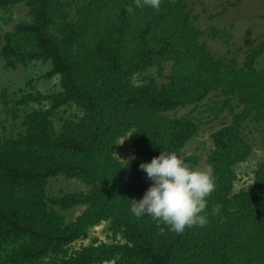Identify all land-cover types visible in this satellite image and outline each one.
<instances>
[{"label":"trees","instance_id":"obj_1","mask_svg":"<svg viewBox=\"0 0 264 264\" xmlns=\"http://www.w3.org/2000/svg\"><path fill=\"white\" fill-rule=\"evenodd\" d=\"M19 3L25 16L0 35L4 66L49 62L42 77L57 76L60 89L0 92L13 120L0 128V264H264V161L252 184L235 188V167L253 151L246 131L264 140V40L245 41L241 61L215 52L207 38L228 45L231 34L199 28L187 0L158 10L135 0H0V21ZM205 126L214 127L215 183L206 225L176 234L132 215L130 200L152 183L139 165L179 155ZM121 138L135 151L128 178L115 154ZM184 161L198 169L200 157ZM59 176L87 190L53 195ZM79 206L66 221L62 211ZM102 222L111 241L75 248Z\"/></svg>","mask_w":264,"mask_h":264},{"label":"rangeland","instance_id":"obj_2","mask_svg":"<svg viewBox=\"0 0 264 264\" xmlns=\"http://www.w3.org/2000/svg\"><path fill=\"white\" fill-rule=\"evenodd\" d=\"M194 15H197L196 25L201 29H211L212 27L218 29H226L230 34L231 41L226 45L224 39L211 37L207 38L212 49L217 53H225L227 51L236 52L238 59L241 61L244 56L245 41H261L264 40V0H187ZM28 8L24 3L15 5L12 9L14 16L13 20L6 24L0 21V35L10 29L16 22L21 20ZM224 10V11H223ZM223 11V12H222ZM263 63V59L261 60ZM50 68V63L34 62L28 67L19 66L16 69H8L4 66V60L0 57V92L4 87H7L10 98H17L19 89L25 91L39 90L41 92L58 91L59 80L55 76L47 79L42 77ZM31 81V85L28 84ZM49 102L42 104L43 107H48ZM33 107L38 108V104ZM190 108L184 109L181 113L189 111ZM73 109L68 110V114L72 113ZM22 113V112H21ZM21 120H17L19 124ZM3 122L5 130L0 124L2 132H9L13 120L11 116L5 119L3 113V104L0 98V123ZM218 122V121H217ZM217 122H213V126H217ZM16 123V122H15ZM205 126L204 130L200 132L194 139H192L187 146L179 154L184 160L185 157L191 154H196L200 157V164L198 169L210 173V166L207 163L208 155L213 148V142L210 137V132L213 130ZM247 134L253 144V151L247 160L236 165L237 180L235 188L244 187L252 184L254 178V171L258 164L264 161V140L259 137L257 133ZM117 159L123 164L125 175L128 178L131 165L135 158V151L128 139L121 138L115 149ZM50 191L53 195H62L67 192L86 191L87 187L80 181L74 179H67L64 176H59L50 181ZM84 207L72 208L68 211H62L66 221L74 220L81 214ZM111 232L108 228V222H102L89 229L88 237L80 240L75 244V248L86 245L97 239L99 242L111 241ZM73 247V245H72Z\"/></svg>","mask_w":264,"mask_h":264},{"label":"clouds","instance_id":"obj_3","mask_svg":"<svg viewBox=\"0 0 264 264\" xmlns=\"http://www.w3.org/2000/svg\"><path fill=\"white\" fill-rule=\"evenodd\" d=\"M160 4L161 0H135L137 8L158 10ZM127 11L131 13L132 8ZM139 167L152 183L141 199L130 200L132 215L149 216L176 234L206 225L207 197L215 190L209 172L190 167L177 153L165 151ZM218 211L217 205L213 213Z\"/></svg>","mask_w":264,"mask_h":264}]
</instances>
